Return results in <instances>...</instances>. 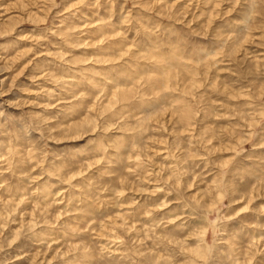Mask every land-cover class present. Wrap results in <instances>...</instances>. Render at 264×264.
I'll use <instances>...</instances> for the list:
<instances>
[{"label":"rangeland","instance_id":"374dc122","mask_svg":"<svg viewBox=\"0 0 264 264\" xmlns=\"http://www.w3.org/2000/svg\"><path fill=\"white\" fill-rule=\"evenodd\" d=\"M0 264H264V0H0Z\"/></svg>","mask_w":264,"mask_h":264}]
</instances>
